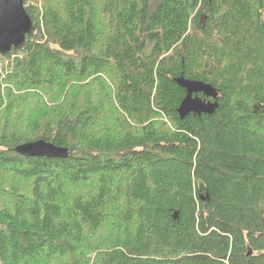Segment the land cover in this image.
Wrapping results in <instances>:
<instances>
[{
	"label": "trees",
	"instance_id": "1",
	"mask_svg": "<svg viewBox=\"0 0 264 264\" xmlns=\"http://www.w3.org/2000/svg\"><path fill=\"white\" fill-rule=\"evenodd\" d=\"M38 2L0 97V264H264V0ZM182 76L215 114L180 118ZM39 140L69 157L15 152Z\"/></svg>",
	"mask_w": 264,
	"mask_h": 264
},
{
	"label": "water",
	"instance_id": "2",
	"mask_svg": "<svg viewBox=\"0 0 264 264\" xmlns=\"http://www.w3.org/2000/svg\"><path fill=\"white\" fill-rule=\"evenodd\" d=\"M36 33V26L26 11L24 0H0V59L9 56L14 50H24L28 38ZM176 83L186 92L178 109L182 120L191 115H213L219 109V92L211 84L183 76L177 78ZM15 152L25 158L65 160L69 157L67 148L57 147L45 140L22 144L15 148ZM174 218H178V213Z\"/></svg>",
	"mask_w": 264,
	"mask_h": 264
},
{
	"label": "rangeland",
	"instance_id": "3",
	"mask_svg": "<svg viewBox=\"0 0 264 264\" xmlns=\"http://www.w3.org/2000/svg\"><path fill=\"white\" fill-rule=\"evenodd\" d=\"M41 1L42 0H39L38 3L41 4ZM41 5L39 7L42 9ZM7 57L8 56L2 57L0 59V97H4V95H5V92L8 88L7 79H8L9 74H11L10 66L12 65L13 61L18 56H13L12 58H7Z\"/></svg>",
	"mask_w": 264,
	"mask_h": 264
}]
</instances>
